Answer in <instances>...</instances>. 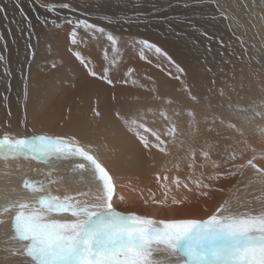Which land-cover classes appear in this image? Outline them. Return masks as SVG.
Returning <instances> with one entry per match:
<instances>
[{
	"label": "bare ground",
	"instance_id": "obj_1",
	"mask_svg": "<svg viewBox=\"0 0 264 264\" xmlns=\"http://www.w3.org/2000/svg\"><path fill=\"white\" fill-rule=\"evenodd\" d=\"M61 2L64 0H0L5 9L0 13V54L6 57L0 62V133L24 135L27 123L36 133L74 135L82 144L91 145L114 177L117 195L124 197L116 200L117 208L124 212L165 220L206 219L225 201L231 202L234 212L264 208V178L250 167H238L255 155L254 162L264 168V107L252 105L255 113H217L235 103L264 102V0H67L76 10L58 7L55 13L42 7ZM68 20H87L105 28L118 38L119 51L113 52L106 35L83 27L76 29L77 43L72 44L73 24ZM148 26L151 31H146ZM137 40L159 46L174 63L135 43ZM29 45L34 58L29 56ZM74 52L80 53L87 67ZM5 67L10 77L3 76ZM105 67L111 85L89 74H103ZM128 69L135 71L128 74ZM5 94L7 107L2 100ZM94 110L101 115L96 117ZM133 117L150 129L141 130L150 145L157 143L152 133L160 135L166 142L165 152L146 149L128 131L123 119ZM5 122L11 127L5 128ZM172 127L176 132L166 134ZM203 151L210 153L207 162ZM233 152L234 162L229 158ZM193 153L196 167L190 169ZM213 161L220 167L214 168ZM75 163L56 164L65 168V176L62 185L51 184L52 194L95 193L91 172H74ZM36 165L0 161V208L33 199L23 188L25 179L55 180L53 165L50 171L48 164ZM227 169L238 174L211 178ZM157 175L170 178L165 184L176 176L188 184L187 188L172 186L166 208L152 202L165 199ZM195 181L210 187H198ZM173 197L184 203L173 205ZM15 211L0 218L10 220ZM9 234V225H0V264H24L22 257L4 259L3 249L11 247L5 243Z\"/></svg>",
	"mask_w": 264,
	"mask_h": 264
},
{
	"label": "snow or ice",
	"instance_id": "obj_2",
	"mask_svg": "<svg viewBox=\"0 0 264 264\" xmlns=\"http://www.w3.org/2000/svg\"><path fill=\"white\" fill-rule=\"evenodd\" d=\"M17 7L23 13L22 7L20 5ZM42 7L49 13H55L58 7L69 11L76 10L67 0L59 4H43ZM4 12L5 9L0 7V13ZM224 18L227 19L226 16ZM24 19L28 20V17L25 15ZM105 19L109 23L112 22L109 17ZM67 23L73 24L70 34L72 44L77 43L76 29L83 27L86 31L106 35L107 40L111 42L113 52L119 51L116 47L118 38L111 32H107L105 28L90 24L87 20L76 22L68 20ZM2 39L3 37H0V40ZM135 43L149 50L154 49L156 54L165 57L169 63H174L162 48L148 40H137ZM29 48L31 49L29 56L34 58L35 51L31 45ZM3 50L7 51L6 43ZM73 55L82 65L88 66L79 52H74ZM141 58L144 57L141 56ZM104 59L107 61V53ZM5 61L6 57L0 54V62ZM176 68L178 72H183L179 65H176ZM133 71L135 70L128 69V74ZM108 72L109 68L105 67L103 74L95 71H90L89 74L111 85L113 81L109 78ZM3 76H11L7 67L4 69ZM176 78L179 79V77ZM220 95H223L222 89ZM192 99L195 100L196 97ZM2 100L7 107V94L2 97ZM8 115H11L10 109ZM94 115L99 117L101 113L94 110ZM116 115L119 117V112ZM161 115L167 119L165 113L161 112ZM188 115L194 118L192 112ZM123 123L129 132L137 136L146 149L156 147L161 152L166 151L163 147L166 142L154 132L152 135L157 143L149 144L141 130L149 132L150 129L137 118L123 119ZM3 126L11 127V124L5 122ZM228 127L235 128V125L229 124ZM24 128V135L7 131L0 135V160L8 162L23 159L26 162L36 161L48 165L76 161L73 171L80 173L90 171L96 189L92 195L77 192L59 196L52 194L50 190L51 184L59 183V181L51 180L45 183L42 180L25 179L23 188L29 191L33 199L9 202L0 208V217L7 215L13 209L16 210L10 220L0 218V225L8 224L10 229L5 243L11 244V247L6 246L3 249L6 261L22 257L24 264H264V208L259 211L234 212L231 209V202L225 201L206 219L165 220L136 212H124L116 206V200L123 201L124 197L117 195L114 177L94 154L91 145L82 144L74 135L53 136L47 133H36L34 129L27 126V123L24 124ZM29 132L32 134L28 135ZM175 132V127H172L166 134L171 135ZM202 156L205 162L211 159L208 151H203ZM229 158L234 162L235 153L233 152ZM256 158L253 155L246 164H240L238 167H250L264 178V168L257 166L254 162ZM261 158L264 159V156ZM204 166V164L200 165V167ZM212 166L220 167L215 161L212 162ZM188 167L195 169V153L192 154ZM234 167H236L235 164ZM51 174V172L47 173L49 177ZM237 174L232 169H227L211 178L227 179ZM169 179L167 175L163 177L157 175V182L164 189L165 199L152 200L154 204L165 208L169 206L167 196L172 191V186L177 189L188 187V184L182 182L179 176L171 179L169 184L163 183ZM188 179L190 180L191 176ZM195 183L198 187H210L200 181ZM82 197L87 198L82 199ZM171 203L179 205L184 201L173 197Z\"/></svg>",
	"mask_w": 264,
	"mask_h": 264
},
{
	"label": "rangeland",
	"instance_id": "obj_3",
	"mask_svg": "<svg viewBox=\"0 0 264 264\" xmlns=\"http://www.w3.org/2000/svg\"><path fill=\"white\" fill-rule=\"evenodd\" d=\"M191 4H193V3H191ZM200 4V3H199ZM199 4H197L196 6H199ZM201 4H203V3H201ZM200 4V5H201ZM167 9L169 10V6L167 7ZM217 10H218V13L221 15V16H225L226 15V13L225 12H223L222 10H220V9H218L217 8ZM220 11H221V13H220ZM151 27L150 26H148V28H146V31H151V29H150ZM234 32V31H233ZM228 33H229V35H230V37L232 38V39H237V36H236V34H232L229 30H228ZM235 36V37H232V36ZM237 80V82L238 81H240L238 78L236 79ZM232 82H233V80H232ZM251 105V106H250ZM250 105H244V104H240V103H235L234 105H232L231 107H229V108H226V109H224V110H221L220 112H217V113H255L256 111L255 110H253L252 109V105H254L255 107H257V109H259V107H264V102H258V103H251ZM0 135H2L1 133H0ZM23 160V159H22ZM21 159L19 160V161H15V163L17 162V163H19V164H21V165H25V166H31V165H33V164H37V165H43V167H45V164H40V163H37L36 161H31V162H27V163H25V160L24 161H22ZM1 162H3V164H5V163H12V161H8V162H5V161H3V160H0ZM14 162V161H13ZM70 161H64V162H60L61 164H63V165H67V163H69ZM23 163V164H22ZM59 164V163H58ZM36 165V166H37ZM55 165V166H54ZM49 167H51V165H48V167H47V171H50V169L52 168V170L54 169V172L55 173H57V176H56V178H55V180L56 181H59V183L58 184H63L64 183V181H63V179L62 178H64L63 176H65L64 175V172H65V168H61V169H59L58 168V166L56 165V164H53V167H51V168H49ZM39 168H41V167H39ZM56 168V169H55ZM58 168V169H57ZM58 170V171H57ZM61 174V175H60ZM66 174H70V172H66ZM59 175V176H58ZM67 179V178H66ZM61 180H62V182L63 183H60L61 182Z\"/></svg>",
	"mask_w": 264,
	"mask_h": 264
}]
</instances>
